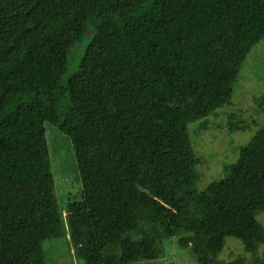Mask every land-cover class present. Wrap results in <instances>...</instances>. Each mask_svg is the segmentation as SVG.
<instances>
[{"label":"trees","instance_id":"16d2710c","mask_svg":"<svg viewBox=\"0 0 264 264\" xmlns=\"http://www.w3.org/2000/svg\"><path fill=\"white\" fill-rule=\"evenodd\" d=\"M263 38L264 0H0V264H44L61 210L83 264L159 259L175 236L197 264H242L217 259L227 236L264 264V125L204 188L188 130L231 104ZM53 137L80 187L62 207Z\"/></svg>","mask_w":264,"mask_h":264},{"label":"rangeland","instance_id":"374dc122","mask_svg":"<svg viewBox=\"0 0 264 264\" xmlns=\"http://www.w3.org/2000/svg\"><path fill=\"white\" fill-rule=\"evenodd\" d=\"M86 40V38L81 40L82 43L80 42L78 46L81 47ZM75 66L74 60L69 64L66 75H69ZM232 87L230 105L217 109L216 115L193 121L188 125L191 145L201 159L196 166L200 175V188L219 179L225 165L236 161L240 148L264 125V111L258 109L256 101L264 95V38L253 45L246 54ZM229 115L235 121H242L244 128L229 131L227 122L223 121L227 120ZM51 146L56 198L62 207L76 198L80 190L76 179L77 165L72 146H68L63 138L53 137ZM60 212V219L53 216L43 221L44 264H83V261L76 259L73 254L66 233V224L63 222L66 214L64 210ZM257 219L264 225V212L258 214ZM162 244L161 258L153 259L151 247L144 245L141 249L143 259L133 264H197L196 255L190 248L179 246L178 237L164 238ZM259 257L260 249L257 252L247 251L239 239L231 236L225 238L223 249L217 255V259L223 261L241 259L242 264H260L257 261Z\"/></svg>","mask_w":264,"mask_h":264}]
</instances>
